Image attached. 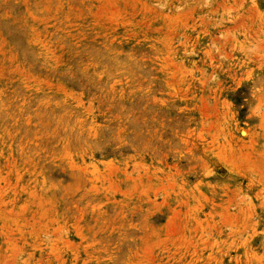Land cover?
<instances>
[{
    "label": "rangeland",
    "instance_id": "rangeland-1",
    "mask_svg": "<svg viewBox=\"0 0 264 264\" xmlns=\"http://www.w3.org/2000/svg\"><path fill=\"white\" fill-rule=\"evenodd\" d=\"M0 264H264V0H0Z\"/></svg>",
    "mask_w": 264,
    "mask_h": 264
}]
</instances>
